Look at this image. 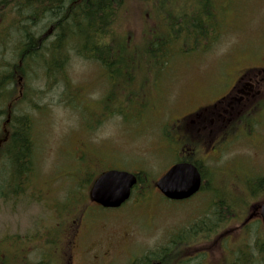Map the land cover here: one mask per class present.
Returning a JSON list of instances; mask_svg holds the SVG:
<instances>
[{
  "label": "rangeland",
  "instance_id": "374dc122",
  "mask_svg": "<svg viewBox=\"0 0 264 264\" xmlns=\"http://www.w3.org/2000/svg\"><path fill=\"white\" fill-rule=\"evenodd\" d=\"M237 3L226 17L223 34L209 51L193 50L192 53L178 57L172 74L167 78L152 73L146 87L148 105H151L141 114L136 111L141 102L134 100L131 106L135 107L127 110V120L122 116H112L97 125L89 124L86 129L87 119L90 123L93 120L90 114H101V104L98 103L105 97L109 84L99 65L77 56L71 59L66 68L65 78L73 87L71 90L47 92L45 97L37 99L39 109L24 107L35 121L36 171L32 188L17 203H0V245L3 251H8L12 243L2 241L4 237L36 235V232L46 234L58 229L57 223L62 220L61 239L68 233L66 239L70 247L75 242L79 245L77 247L74 244L70 249L69 253L73 256L71 264H129L132 256L166 244L173 231L184 236L185 228L193 223L205 218L208 222L213 219V209L208 202L211 194L207 192H200L199 196L188 201L173 202L162 198L152 186L144 201L132 203L131 199L120 211L101 209L94 203L89 206L85 203L76 208L79 204L70 203L68 196L76 189V181L78 183L80 175H84L88 168L94 172L110 168L127 171L141 168L155 182L176 161L173 154L174 141L162 133L170 129L165 124L184 115L192 117L191 111L227 94L242 69L263 64L264 0H239ZM126 4L123 19L118 24L119 30L123 34L128 33L133 39L139 38L149 22L146 6L141 0H127ZM253 71L250 70L251 73ZM35 84L38 83L34 82L32 86L36 87ZM134 87L138 88V81ZM73 96L75 102L65 101ZM121 97L123 94H119L118 99ZM260 101L258 98L246 101V111L243 114L241 112L242 115L248 113V117L253 115L250 133L246 129L241 130V135L245 137L243 139L233 135L226 137L223 133V129L227 128L232 133L238 125L235 118L237 115L234 118L230 116L232 120L228 126H222V120L212 126L203 122L204 116L211 113L215 117L223 107L226 108L227 100L220 102L214 112L207 111L201 115V119L196 116L190 119L199 120L202 127L207 125L208 130H203L209 137L201 153H204L202 160L207 165L203 166L205 169L212 168L221 172L214 184L227 186L230 193L234 190L243 191L246 198H250L246 183L253 177H264V130H260L263 133L260 132L258 137H253L260 127H264V108L256 112L261 109ZM242 105L239 110L243 108ZM222 133L225 136L221 139L223 143L215 153H209L217 145ZM171 134L173 138L176 137V132L172 131ZM86 159H89L86 163L88 166L85 165ZM0 166H4V158L0 159ZM77 173L78 178L75 176ZM142 190H137L135 194L138 196ZM85 194L88 195V190ZM38 198L42 203L37 202ZM258 198H261L258 201L262 200V197ZM80 212L83 215L79 222L73 224L76 221L73 216ZM250 212L252 207L243 218L246 219ZM240 224H228L215 236H211L208 242L197 246V249L201 253L208 250L212 261L222 257L225 260L223 264H228L231 257L229 248L245 237L241 234ZM249 225L250 230L263 229L257 218L251 219ZM67 226L75 228L66 232ZM225 232L227 234L222 236ZM228 235L237 238H226L227 243L222 245L221 250L218 242H222ZM37 240L35 237L25 242L32 246ZM62 248L63 244H58L59 264H62ZM194 254L191 251V255ZM200 261L198 258L190 264Z\"/></svg>",
  "mask_w": 264,
  "mask_h": 264
},
{
  "label": "trees",
  "instance_id": "16d2710c",
  "mask_svg": "<svg viewBox=\"0 0 264 264\" xmlns=\"http://www.w3.org/2000/svg\"><path fill=\"white\" fill-rule=\"evenodd\" d=\"M141 1L149 22L135 40L119 30L127 0H0V159L4 158V166H0V203H17L34 181L35 121L24 107L39 109L37 99L47 92L73 88L65 76L74 56L99 65L109 84L105 97L98 103L102 105L101 114H90L93 120L90 123L87 119L86 129L89 124L97 125L112 116L127 120V110L135 107L131 106L134 100L141 102L136 106L139 114L151 105L146 87L152 73L167 78L178 57L193 50L209 51L223 34L226 17L239 0ZM136 81L138 88L134 87ZM34 82L38 83L36 87L32 86ZM119 94H123L120 99ZM74 100L75 96L65 101ZM197 149L185 153L184 159L199 165L195 158ZM88 162L86 159V166ZM200 168L206 182L202 191L211 194L213 219L193 223L185 228L184 236L173 233L166 244L134 258L131 264H190L198 258L201 261L196 264H209L203 253L191 255L192 247L232 222L241 223L245 237L229 248L228 264H264V228L250 230L249 223L242 221L243 211L261 199L258 197H264V177H253L246 183L250 196L246 198L243 191L230 193L227 186L214 184L221 172ZM96 174L88 168L80 175L71 192L79 194V199L70 203L86 202L84 191ZM149 176L140 170L135 192L143 190L138 196L135 194L138 199L147 198L151 191L153 181ZM46 234L43 245L34 244L32 248L25 242L30 241L31 235L4 237L2 241L12 243L6 252L0 245V264H59V232L54 229ZM229 236L222 239V245Z\"/></svg>",
  "mask_w": 264,
  "mask_h": 264
},
{
  "label": "water",
  "instance_id": "95a60500",
  "mask_svg": "<svg viewBox=\"0 0 264 264\" xmlns=\"http://www.w3.org/2000/svg\"><path fill=\"white\" fill-rule=\"evenodd\" d=\"M202 174L194 163L179 162L171 166L156 182V187L170 200H184L195 195L202 187ZM137 175L111 169L101 174L91 189V199L106 208H116L129 199ZM264 224V202L259 207Z\"/></svg>",
  "mask_w": 264,
  "mask_h": 264
},
{
  "label": "flooded vegetation",
  "instance_id": "af4514ba",
  "mask_svg": "<svg viewBox=\"0 0 264 264\" xmlns=\"http://www.w3.org/2000/svg\"><path fill=\"white\" fill-rule=\"evenodd\" d=\"M250 70H254V71L251 73ZM250 70L248 71L243 70L242 74L238 75L236 83L229 90V93L232 92L233 95H229L226 102L227 103L226 108L223 107L221 109V113L223 112V114H219V115L217 114V118L213 117V115H209L208 117L204 118L203 122H206L208 125L209 124L211 125L215 122L220 121L218 117L221 116L224 126H227V124L231 120L229 113H231V111H233L235 107L239 106L246 100L264 98V93H263L264 88H262V84L264 83V65L253 67ZM195 122L196 120H192V123ZM187 124L188 123L186 122V125ZM204 127H207V125H205ZM178 135H184L182 138L183 141L184 139H186L187 136H189V132L188 131L186 132V130L185 131L182 130L178 133ZM73 244L79 247V245H77L76 242ZM66 247L67 246L62 248V253H61L62 258L67 256ZM68 257L70 258V260L73 259V256L71 257L70 254H68Z\"/></svg>",
  "mask_w": 264,
  "mask_h": 264
},
{
  "label": "bare ground",
  "instance_id": "6f19581e",
  "mask_svg": "<svg viewBox=\"0 0 264 264\" xmlns=\"http://www.w3.org/2000/svg\"><path fill=\"white\" fill-rule=\"evenodd\" d=\"M101 41V40H100ZM15 50V49H14ZM21 73V72H20ZM62 77V76H61ZM70 94V93H69ZM71 98V97H70ZM6 121V120H5Z\"/></svg>",
  "mask_w": 264,
  "mask_h": 264
}]
</instances>
